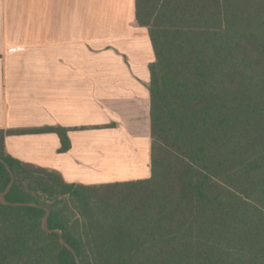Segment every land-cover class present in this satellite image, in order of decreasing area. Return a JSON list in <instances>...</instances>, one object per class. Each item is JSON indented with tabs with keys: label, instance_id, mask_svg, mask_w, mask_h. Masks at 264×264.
I'll use <instances>...</instances> for the list:
<instances>
[{
	"label": "trees",
	"instance_id": "obj_1",
	"mask_svg": "<svg viewBox=\"0 0 264 264\" xmlns=\"http://www.w3.org/2000/svg\"><path fill=\"white\" fill-rule=\"evenodd\" d=\"M134 8L154 52L150 176L68 183L0 129V264H264V0Z\"/></svg>",
	"mask_w": 264,
	"mask_h": 264
},
{
	"label": "crops",
	"instance_id": "obj_2",
	"mask_svg": "<svg viewBox=\"0 0 264 264\" xmlns=\"http://www.w3.org/2000/svg\"><path fill=\"white\" fill-rule=\"evenodd\" d=\"M153 60L134 0H0L6 152L68 183L149 177Z\"/></svg>",
	"mask_w": 264,
	"mask_h": 264
},
{
	"label": "water",
	"instance_id": "obj_3",
	"mask_svg": "<svg viewBox=\"0 0 264 264\" xmlns=\"http://www.w3.org/2000/svg\"><path fill=\"white\" fill-rule=\"evenodd\" d=\"M4 165H5L6 169H7V170L10 172V174H11V180H10L9 184L7 185V187L5 188V190L0 194V201L3 202V203H8L7 201H5V200L3 199V195H4L5 193H7V192L10 190V188H11V186H12V184H13L14 178H13L12 172L10 171L9 167H8L6 164H4ZM47 216H48V212H46V215H45V218H44V221H43V227H44L45 230L49 231V229H48V227H47ZM55 232L60 233V231H55ZM60 241L62 242V244H63L64 246H66V247H67V248H68V249L74 254V250L72 249V247H71L70 245H68V244L64 241V239H63L62 237H60ZM74 256H75V254H74ZM75 259H76L77 263L79 264L78 259H77L76 256H75Z\"/></svg>",
	"mask_w": 264,
	"mask_h": 264
}]
</instances>
